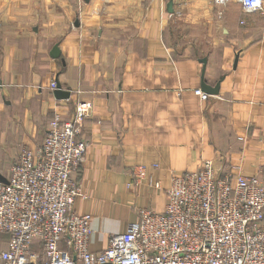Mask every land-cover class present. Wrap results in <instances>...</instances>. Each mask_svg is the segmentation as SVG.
<instances>
[{"label": "crops", "instance_id": "0c3cea01", "mask_svg": "<svg viewBox=\"0 0 264 264\" xmlns=\"http://www.w3.org/2000/svg\"><path fill=\"white\" fill-rule=\"evenodd\" d=\"M167 1L0 0V179L21 152L41 145L56 110L68 114L76 101H90L80 129L87 147L74 174L82 195L73 207L92 217V253L140 210L164 211L172 176L203 160L264 183V15H245L231 1L221 38L209 30L206 52L179 50L164 36L169 18L184 5L206 19L215 8L173 0L169 13ZM202 78L220 81L216 95L200 97ZM52 81L68 99L54 98ZM7 240L0 233V250ZM32 249L41 252L40 241Z\"/></svg>", "mask_w": 264, "mask_h": 264}, {"label": "built area", "instance_id": "2783aa9c", "mask_svg": "<svg viewBox=\"0 0 264 264\" xmlns=\"http://www.w3.org/2000/svg\"><path fill=\"white\" fill-rule=\"evenodd\" d=\"M209 1L218 17L231 1L245 15H264V0ZM91 110L83 100L68 114L56 110L41 145L21 152L0 181V233L8 236L0 264H264L263 181L221 174L210 160L172 176L164 211L140 210L104 249L90 252L92 217L73 206L82 195L74 174L87 147L81 123ZM132 173L138 181L144 167ZM35 240L41 252L32 249Z\"/></svg>", "mask_w": 264, "mask_h": 264}, {"label": "rangeland", "instance_id": "374dc122", "mask_svg": "<svg viewBox=\"0 0 264 264\" xmlns=\"http://www.w3.org/2000/svg\"><path fill=\"white\" fill-rule=\"evenodd\" d=\"M177 1L185 4L183 3L184 0ZM210 4L215 8L212 3ZM224 11L225 10H223L221 17H218L215 12H209L208 19L204 17L196 18V13L184 5L176 14L169 18L164 28V36L170 46L179 50L189 48V50L194 49L201 53L206 52L210 46L209 42L211 39L207 36V31L214 30L220 32L223 28ZM237 15L238 14L234 11L228 14L229 18L232 20H234ZM219 37L221 38V32L219 33ZM44 135L45 134L41 133L39 136L41 138V143Z\"/></svg>", "mask_w": 264, "mask_h": 264}, {"label": "water", "instance_id": "95a60500", "mask_svg": "<svg viewBox=\"0 0 264 264\" xmlns=\"http://www.w3.org/2000/svg\"><path fill=\"white\" fill-rule=\"evenodd\" d=\"M173 0H168L166 4L167 11L171 13L173 11L172 9V3ZM58 55V49L57 46L53 47L51 56L56 57ZM236 58H235V64H236ZM200 62L203 64L202 67V77H203V72H204V67L206 64V58L200 59ZM219 84L220 81H218L214 86H209L205 83V81L202 78V82L200 85V90L204 94H210V95H216L219 90ZM53 95L56 100H62V99H68L70 96V93L68 91H64L59 84H56V88L53 89ZM1 182H6L5 179H0Z\"/></svg>", "mask_w": 264, "mask_h": 264}]
</instances>
